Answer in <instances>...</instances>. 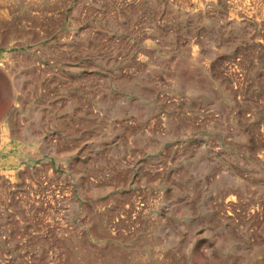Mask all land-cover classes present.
Returning a JSON list of instances; mask_svg holds the SVG:
<instances>
[{
    "label": "rangeland",
    "instance_id": "374dc122",
    "mask_svg": "<svg viewBox=\"0 0 264 264\" xmlns=\"http://www.w3.org/2000/svg\"><path fill=\"white\" fill-rule=\"evenodd\" d=\"M0 264H264V0H0Z\"/></svg>",
    "mask_w": 264,
    "mask_h": 264
}]
</instances>
